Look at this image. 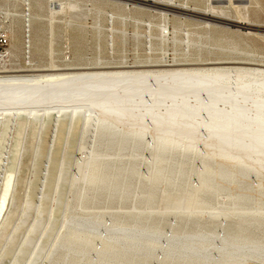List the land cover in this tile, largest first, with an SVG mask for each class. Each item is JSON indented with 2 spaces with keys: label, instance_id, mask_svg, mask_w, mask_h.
Segmentation results:
<instances>
[{
  "label": "bare ground",
  "instance_id": "bare-ground-1",
  "mask_svg": "<svg viewBox=\"0 0 264 264\" xmlns=\"http://www.w3.org/2000/svg\"><path fill=\"white\" fill-rule=\"evenodd\" d=\"M23 1L31 28L37 15L30 1ZM119 1L163 17L169 11L181 19H198L208 28L243 26L252 34V0L235 4L239 20L230 19L225 7L212 0L202 16L187 14L197 8L186 2ZM75 9L70 2L49 1V11L63 12L67 23ZM166 33L165 27L159 29L162 38ZM26 45L31 48L30 38ZM27 65L0 68V141L14 123L15 146L20 147L19 137L53 114L66 144L63 156L49 169L42 195L48 206L37 208L40 217L26 231L10 264H39L43 259L50 264H264V78L256 69L264 65L209 63L211 67L195 69L162 60L111 70ZM219 65L247 67H214ZM229 69L231 74H226ZM71 143L85 153L90 144L88 155L75 162L81 165L79 176L71 173L74 160L66 150ZM11 173L1 177L0 206ZM232 185L237 211L229 218L216 196L225 195ZM69 192L72 202L66 201ZM181 197L186 203H202L206 211L173 212L175 225H169L172 212L155 209ZM30 201L22 215L27 216ZM75 201L81 206L77 212L72 210ZM91 203H131L135 210L95 213ZM10 219L9 213L0 224L2 249L18 233V227L9 229Z\"/></svg>",
  "mask_w": 264,
  "mask_h": 264
},
{
  "label": "rangeland",
  "instance_id": "rangeland-1",
  "mask_svg": "<svg viewBox=\"0 0 264 264\" xmlns=\"http://www.w3.org/2000/svg\"><path fill=\"white\" fill-rule=\"evenodd\" d=\"M29 1L31 12L37 15L31 28L28 27L26 17L28 11L23 0H0V34H4L8 39L6 46L0 49V56H3L0 60V68H27L28 61L36 63L38 66H47L51 63L58 68H105L107 70L125 66H143L149 62L159 63L160 60L166 64L178 65L179 68L195 69L211 67L206 66L209 63L237 62L264 65V0H252L248 8V16L253 21V26L248 28L252 34L246 33L247 27L243 26L241 28L232 26L229 29L214 26L208 28L198 19H181L169 11L166 12L168 13L167 16L163 17L157 12H151L146 7L119 0ZM49 1L70 2L76 5V9L70 12L68 23L63 20V12L51 13L49 11ZM151 1L164 3L174 1L178 4L186 2L197 8L187 12V14L196 16H202L207 4V0ZM244 1L212 0L213 5L224 6L226 15L232 20H239V11L234 7ZM162 27L167 30L164 38L159 35V29ZM187 34L189 40H186ZM29 38L31 39L30 49L26 45ZM224 66L247 67L244 65L214 67ZM256 69L258 76L264 78V68L257 66ZM230 71L232 72L230 69L224 72L231 74ZM161 74V72L157 73V75ZM55 120L53 114L43 116L39 126L34 130L30 128L19 137L21 146L18 148L15 146L17 128L14 123L8 133L1 138L0 183L1 177L12 173L2 195L0 224L4 217L10 213L9 229L13 230L14 227H18V233L15 234L17 237L15 236L14 242L9 243L4 249H2L4 247L2 243L0 264H10L12 256L17 251L26 231L40 217L37 208L48 206L42 195L47 190L46 180L49 169L50 171L53 170L52 165L63 156L66 144L64 130ZM58 137L61 139L60 142L56 141L59 140ZM74 137L76 138V133ZM86 148L85 153V149H79L74 143L66 147L74 160L71 171L73 176L81 175V165L75 162H80L88 155L90 144H87ZM50 155V161L52 157L56 159H53L52 163L48 162L47 159ZM252 180L251 183L255 185V179ZM231 187L228 188L225 195L216 196L218 207L228 209L225 213L229 215V218L233 216L234 213L232 212L236 213L237 211L233 185ZM13 192L14 199H12ZM71 198L72 194L69 192L66 195V201L72 202ZM28 200L31 205L27 216H25L21 212ZM178 200L175 203L171 199L168 203L157 205L155 209L157 212H172L168 213L167 223L169 225H175V219L172 217L173 212H181L184 209L195 213L206 211V206L200 202L186 203L182 197ZM80 207L77 201L72 204L74 212L80 210ZM89 208L95 213L114 212V214L135 210L131 203L121 207L119 205L109 207L105 204L91 203ZM260 212L264 213V209L261 208ZM60 216L58 211L55 215L57 225L61 221ZM221 219L222 226L226 227L225 219ZM46 222L47 219L45 218L44 224ZM39 264H50V262L43 259ZM245 264H260V262L249 260Z\"/></svg>",
  "mask_w": 264,
  "mask_h": 264
},
{
  "label": "built area",
  "instance_id": "built-area-1",
  "mask_svg": "<svg viewBox=\"0 0 264 264\" xmlns=\"http://www.w3.org/2000/svg\"><path fill=\"white\" fill-rule=\"evenodd\" d=\"M7 42V37L4 34H0V49H3V47L6 46Z\"/></svg>",
  "mask_w": 264,
  "mask_h": 264
},
{
  "label": "crops",
  "instance_id": "crops-1",
  "mask_svg": "<svg viewBox=\"0 0 264 264\" xmlns=\"http://www.w3.org/2000/svg\"><path fill=\"white\" fill-rule=\"evenodd\" d=\"M33 13V12H32ZM32 23H33V20L31 21V25H32Z\"/></svg>",
  "mask_w": 264,
  "mask_h": 264
}]
</instances>
